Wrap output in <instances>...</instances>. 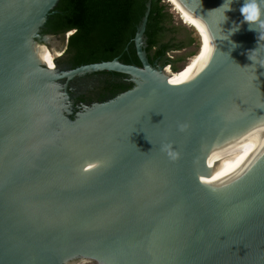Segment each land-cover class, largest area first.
Here are the masks:
<instances>
[{
  "label": "water",
  "instance_id": "obj_1",
  "mask_svg": "<svg viewBox=\"0 0 264 264\" xmlns=\"http://www.w3.org/2000/svg\"><path fill=\"white\" fill-rule=\"evenodd\" d=\"M58 1L0 0V264H264V32L243 0L220 26L224 0H179L211 45L178 71L147 59L149 3L140 65H59ZM99 71L133 86L74 103Z\"/></svg>",
  "mask_w": 264,
  "mask_h": 264
},
{
  "label": "trees",
  "instance_id": "obj_2",
  "mask_svg": "<svg viewBox=\"0 0 264 264\" xmlns=\"http://www.w3.org/2000/svg\"><path fill=\"white\" fill-rule=\"evenodd\" d=\"M147 3L149 11L144 31L147 59L150 64H169L171 70L178 71L182 66L178 68L177 62L183 56L175 54L171 58L167 53L186 49L195 42L198 46L200 38L197 33L195 37H176L179 29L172 24L168 6L163 0H59L43 32L62 34L74 30L67 38V55L63 60L71 68L109 61L115 57L123 63L140 65L133 37L147 9ZM194 54L192 51L186 53ZM93 74L103 78L93 88L80 93L78 101L89 102L92 95H98L97 101H103L133 86L122 73L99 71Z\"/></svg>",
  "mask_w": 264,
  "mask_h": 264
},
{
  "label": "clouds",
  "instance_id": "obj_3",
  "mask_svg": "<svg viewBox=\"0 0 264 264\" xmlns=\"http://www.w3.org/2000/svg\"><path fill=\"white\" fill-rule=\"evenodd\" d=\"M232 4L233 0H224V2L219 7L209 11L221 12L222 19L219 22V26L228 20V16L226 15V13L232 10ZM239 11L243 17V21L241 23L247 22L250 30L264 32V0H243ZM239 28L240 24H236L234 22L233 27L228 31V33L223 35L226 37V39H229L232 34L239 30ZM236 46L237 45L235 43H232L233 48H235Z\"/></svg>",
  "mask_w": 264,
  "mask_h": 264
},
{
  "label": "rangeland",
  "instance_id": "obj_4",
  "mask_svg": "<svg viewBox=\"0 0 264 264\" xmlns=\"http://www.w3.org/2000/svg\"><path fill=\"white\" fill-rule=\"evenodd\" d=\"M164 3L167 4V10L171 15L172 24L176 27H178V31L176 34V37L179 39L186 37L187 35L189 37H195L197 36V32L194 31L192 27H194L192 21L185 15L183 11H181L180 4L177 0H163ZM195 28V27H194ZM68 32V31H67ZM73 33V32H72ZM60 44V42H59ZM65 42H63V45ZM196 42L193 43L190 47L186 48L185 50H181L176 53L178 56H183V59L181 61L177 62V67L180 68L181 66H185L190 62V57H193L194 55H186L188 51H192L196 53ZM172 54V53H171ZM175 55V54H173ZM171 69V67H170Z\"/></svg>",
  "mask_w": 264,
  "mask_h": 264
},
{
  "label": "flooded vegetation",
  "instance_id": "obj_5",
  "mask_svg": "<svg viewBox=\"0 0 264 264\" xmlns=\"http://www.w3.org/2000/svg\"><path fill=\"white\" fill-rule=\"evenodd\" d=\"M74 31V30H73ZM44 33V32H43ZM66 33H62V34H55L56 36H58V39L61 41H64L66 40V43H67V38H66ZM50 34V33H49ZM66 43L64 44L63 48L60 49L61 50V54H60V58L56 59V62L59 64V65H62V66H69L68 64H66L65 62H63L64 58L66 57ZM181 50H185L184 48L181 49ZM181 50H175V51H169L167 53V55L169 56V54L172 53V57H173V54H176L177 52L181 51ZM170 57V56H169ZM171 57V58H172ZM60 61V62H59ZM155 63H158V62H155ZM103 76H98V75H95V74H91V75H88V76H85L84 78H82L81 82H78L79 84V90H78V93L76 94L74 92V89L72 88V83L70 84V87H69V90L70 92L72 93V96H73V101L75 103V101H78L77 100V96L80 94V93H83V91L87 90V89H91L93 88V86H95L97 83H98V80L99 79H102ZM77 92V91H76ZM105 93V92H104ZM103 93V94H104ZM93 98H91V100L89 102H92V101H95L98 99V95H92ZM106 97V96H105ZM103 97V98H105ZM102 99V97H100Z\"/></svg>",
  "mask_w": 264,
  "mask_h": 264
},
{
  "label": "bare ground",
  "instance_id": "obj_6",
  "mask_svg": "<svg viewBox=\"0 0 264 264\" xmlns=\"http://www.w3.org/2000/svg\"><path fill=\"white\" fill-rule=\"evenodd\" d=\"M177 1L179 2V4H181L179 0H177ZM180 7H181V11H183L185 13V15L187 17H189V19L192 21L196 32H197V27H199L200 30L202 31L203 36H204L203 48L201 49V51L196 53L193 57H190V60H189L190 62L186 66L184 65L182 67V68H184V67L199 63L206 56V54L210 51L211 36L208 32L207 27H204L202 25V23L197 19V17H195V15H193V13H191V11L186 9V7L183 5H180ZM197 34H198V32H197ZM57 45L58 44L56 41L52 44V46H55V47H57ZM166 68L169 69V67H166Z\"/></svg>",
  "mask_w": 264,
  "mask_h": 264
},
{
  "label": "built area",
  "instance_id": "obj_7",
  "mask_svg": "<svg viewBox=\"0 0 264 264\" xmlns=\"http://www.w3.org/2000/svg\"><path fill=\"white\" fill-rule=\"evenodd\" d=\"M72 32H73V30L68 31V32L66 33V38H67L70 34H72ZM169 56L172 57V54H169Z\"/></svg>",
  "mask_w": 264,
  "mask_h": 264
}]
</instances>
